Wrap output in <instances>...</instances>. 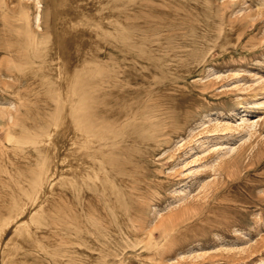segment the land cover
Returning <instances> with one entry per match:
<instances>
[{
    "label": "rangeland",
    "instance_id": "1",
    "mask_svg": "<svg viewBox=\"0 0 264 264\" xmlns=\"http://www.w3.org/2000/svg\"><path fill=\"white\" fill-rule=\"evenodd\" d=\"M38 1L36 8L34 0H0V82L14 83L8 69L28 58L18 50L16 37L27 33L19 27L25 16L32 19L38 10L50 9L48 0ZM71 1L68 21L82 24L83 56L81 61L74 56L71 38L77 27L65 25L59 34L69 43L65 52L56 49L54 73L68 74V93L74 95L79 70L83 89L89 94L85 101L92 102V108L97 107V96L102 95L101 79L106 83L118 80L131 91H138L129 96L126 89L118 90L132 100L131 104L119 99L101 111L109 128L103 132L109 136L115 116L127 120L134 130L146 126L145 141L133 137L129 142L138 156L129 167L139 171L133 175L141 180L135 198L143 210L124 217L123 222L128 232L134 233L122 235L110 246L112 250L96 255V261L93 258L89 264H264V0H171L184 3L193 12L188 19L190 30L185 32L197 36L206 32L207 37H202L194 54L184 60L186 66L175 65L186 71L174 72V81L166 84L158 74L143 77L133 73L130 85L113 72L120 63L115 42L116 26L122 21L114 11L118 2ZM33 24L41 34L42 24L40 28ZM123 65L128 66L127 62ZM102 66L106 70L103 76ZM145 79L147 86L142 85ZM60 82L54 78V83ZM106 91L108 95L115 90ZM14 92L0 87V183L7 189L10 184L4 180L2 169L20 172L9 168L8 159L17 154L8 150L11 145L5 142L3 128L7 116L2 111L15 109L10 102ZM62 100V96L54 100L52 109H62ZM31 101L16 106L21 112L18 126L32 123ZM169 102L170 109L164 106ZM131 115L134 120L130 121ZM14 132L18 134L17 129ZM66 177L57 181L55 195L65 190ZM134 220L143 230L134 231Z\"/></svg>",
    "mask_w": 264,
    "mask_h": 264
},
{
    "label": "bare ground",
    "instance_id": "2",
    "mask_svg": "<svg viewBox=\"0 0 264 264\" xmlns=\"http://www.w3.org/2000/svg\"><path fill=\"white\" fill-rule=\"evenodd\" d=\"M116 1L119 5H115L114 11L122 21L115 31L116 56L120 62L113 71L115 76L130 85L134 79L133 73L143 77L158 74L163 77L161 81L168 84L177 79L174 72L184 73L185 68L177 69L175 65L186 66L184 60L188 61L202 37H207L206 32L198 36L185 32L190 30L188 19L193 13L191 9L183 6L184 3L181 5L171 0ZM34 2L38 8L40 2ZM48 2L51 4L50 9L38 10L32 19L29 15L22 19L24 21L19 27L27 29V33L16 37V45L28 58L24 64L8 69L9 77L12 78L9 79L14 83L0 82L1 88L15 90L11 95L12 101L10 99L15 109L2 113L7 116L3 121L7 136L4 141L11 145L8 150L17 154L8 159V165L12 170L20 171L16 174L17 171L2 169L5 171L4 180H9L10 187L3 188L0 183V264H89L96 255L112 250L110 246L119 241L122 235L133 234L124 226V217H132L135 212L143 210L135 198V194L141 190V180L133 175H138L139 171L129 167L138 156L130 148L129 142L133 137L144 140L146 126L134 130L127 120L115 116V125L110 128L112 131L108 130L111 132L109 136L104 133V129H109L107 119L101 115L103 108H108L113 101L122 99L125 104H131L132 100L123 97L118 90L126 89L129 96L138 91H131L118 80L106 83L101 79L102 95L97 96L99 106L96 104L97 107L92 108V102L87 104L85 101L89 94L83 89V79L78 70L74 80L76 90L74 95H70L68 74L61 73V78L60 74L54 73L56 49L65 52L69 43L67 40L62 41L59 31H65V25L68 24L73 25L71 28L77 27L78 30L70 38L73 40L74 56L81 61L82 24L68 21L69 0ZM131 6L134 7L133 13L128 9ZM180 12L188 14L183 16ZM32 22L36 23L35 26L33 24L35 28H40L42 24L41 34L39 29L32 27ZM126 62L127 67L123 65ZM80 65L75 68L80 69ZM104 69L102 66V76L106 71ZM54 78L61 82L54 83ZM142 85H148L147 79L143 80ZM108 88L115 91L107 95ZM28 96L33 99L29 100L32 102V123L18 126L21 112L16 106L24 104V100L29 102L25 99ZM60 96L65 106L59 110L52 109L51 104L59 100ZM164 106L170 109L172 103ZM39 109L42 110V116ZM67 120L69 123H66ZM62 122L64 126L60 132L58 128ZM15 129L18 134L14 132ZM63 175L67 176L65 190L58 193L56 190L55 195L56 183ZM135 220L134 231L143 230V226L137 221L135 223Z\"/></svg>",
    "mask_w": 264,
    "mask_h": 264
}]
</instances>
